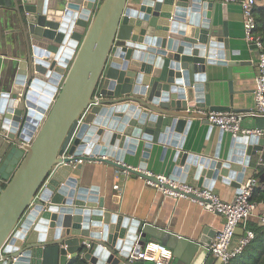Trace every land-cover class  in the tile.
<instances>
[{
	"label": "water",
	"instance_id": "1",
	"mask_svg": "<svg viewBox=\"0 0 264 264\" xmlns=\"http://www.w3.org/2000/svg\"><path fill=\"white\" fill-rule=\"evenodd\" d=\"M96 2L0 0L18 14L27 44L11 87L0 91V264H40L51 245L63 246L64 260L83 251L90 264H132L124 259L148 235L175 257L206 250L205 237L149 222L140 229L106 208L97 187L81 184L77 160L158 183L147 163L162 144L177 150L169 178L180 181L184 171L185 182L194 166L200 187L222 179L239 188L264 151L259 136L233 138L224 160L191 154L176 140L189 121L207 118L197 109L232 110L213 106L204 82L210 65L235 64L227 35L213 33V2L101 0L92 15ZM140 144L142 164L132 168L125 157Z\"/></svg>",
	"mask_w": 264,
	"mask_h": 264
},
{
	"label": "crops",
	"instance_id": "2",
	"mask_svg": "<svg viewBox=\"0 0 264 264\" xmlns=\"http://www.w3.org/2000/svg\"><path fill=\"white\" fill-rule=\"evenodd\" d=\"M100 1L97 0L92 15ZM210 1L214 3L213 33L217 36L227 35L231 60L235 62L233 66L213 64L208 67L204 82L210 83L212 105L236 111L252 110L256 106L258 50L245 39L242 7L239 3L224 4L218 0ZM254 10L258 23L257 34L264 39V27H260L264 25V0H256ZM26 49V36L18 14L9 8L0 7V91L11 87L19 63L25 57ZM197 112L205 114L210 112V109L200 108ZM189 122L191 125L187 133H180L176 138L181 144L180 148L186 149L191 154L206 157H212L218 152L222 160L226 159L232 149L233 136L211 126L203 115ZM242 126L248 129L264 130V117H246ZM174 139V137L171 138L172 141ZM176 151L172 146L155 144L148 159L147 172L169 177L172 170L177 167L174 162ZM142 152L143 147L140 144L135 154L127 153L125 157L127 165L138 168L142 164ZM260 158L264 160V151L252 157L251 165L246 171V179L255 173L256 164ZM82 170L81 184L97 187L99 197L105 201L106 208L120 212L124 217L130 218L131 222L139 221L140 229L144 223L149 222L189 240L198 242L205 237L211 244L218 231L223 228L225 217L222 214L207 211L199 203L188 198L167 196L157 188L148 185L144 178L132 177L124 170L98 161H84ZM183 174L184 171L178 176L180 181ZM263 174L264 172L258 174L261 185L264 183L261 181ZM185 182L200 187L194 166H191ZM211 182L210 189L222 200L235 201L237 187L222 179H211ZM262 217H264V203H258L246 225L238 227L235 240L244 234L246 228L259 226ZM150 240H157V238L148 235L147 241ZM126 241L125 236L122 238L123 246ZM138 244L137 241L133 244L129 250L130 254L137 249ZM209 246H205L206 250L203 251L194 250L189 255H186V252L180 253L179 257L174 256L170 264H218L220 260L212 256L208 250ZM62 248V245L45 247L40 256V264H67L74 255L68 253L64 260ZM82 256L84 257V252ZM124 261H130L129 257ZM27 264L31 263L28 261Z\"/></svg>",
	"mask_w": 264,
	"mask_h": 264
},
{
	"label": "built area",
	"instance_id": "3",
	"mask_svg": "<svg viewBox=\"0 0 264 264\" xmlns=\"http://www.w3.org/2000/svg\"><path fill=\"white\" fill-rule=\"evenodd\" d=\"M221 3H239L243 10V26L245 39L253 44L258 50L257 76L255 88L256 106L252 110H230L206 112L207 121L211 126L217 127L233 136H259L264 138V130L248 129L242 126L246 117H264V41L257 34V20L255 15L256 0H218ZM82 159L77 163H83ZM261 168H264V160L260 158L256 164L255 173L245 178L238 188L235 201L227 202L222 200L209 187H196L186 182L173 180L168 176L157 175L158 183L153 180H146V183L157 188L167 196L175 198H188L199 203L205 210L220 213L225 217L223 228L218 231L208 250L212 256L222 262L229 264L235 257L241 254L245 248L256 238V231L246 228L244 234L237 240L236 231L240 225H246L248 219L257 208V203L252 201L255 188L261 186L258 177ZM152 174L151 172H147ZM191 195V196H189ZM259 226H264V217L260 219ZM174 258L173 250L157 240H150L129 256L130 262L141 264H170Z\"/></svg>",
	"mask_w": 264,
	"mask_h": 264
},
{
	"label": "trees",
	"instance_id": "4",
	"mask_svg": "<svg viewBox=\"0 0 264 264\" xmlns=\"http://www.w3.org/2000/svg\"><path fill=\"white\" fill-rule=\"evenodd\" d=\"M260 27L263 28L264 25ZM263 172L264 168H261L260 173ZM252 201L257 204L264 203V183L255 188ZM252 229L256 231L255 240L229 264H264V226H257ZM82 253L83 251H80L76 256L71 257L67 264H89V262L82 256Z\"/></svg>",
	"mask_w": 264,
	"mask_h": 264
},
{
	"label": "rangeland",
	"instance_id": "5",
	"mask_svg": "<svg viewBox=\"0 0 264 264\" xmlns=\"http://www.w3.org/2000/svg\"><path fill=\"white\" fill-rule=\"evenodd\" d=\"M218 264H222V262L221 261H219V263Z\"/></svg>",
	"mask_w": 264,
	"mask_h": 264
}]
</instances>
